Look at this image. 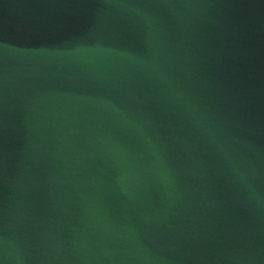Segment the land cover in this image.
<instances>
[{
	"label": "water",
	"instance_id": "water-1",
	"mask_svg": "<svg viewBox=\"0 0 264 264\" xmlns=\"http://www.w3.org/2000/svg\"><path fill=\"white\" fill-rule=\"evenodd\" d=\"M0 264H264V0H0Z\"/></svg>",
	"mask_w": 264,
	"mask_h": 264
}]
</instances>
